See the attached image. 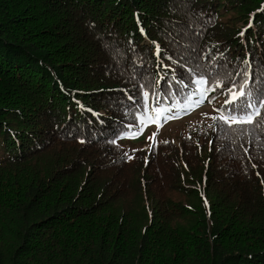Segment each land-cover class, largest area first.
I'll return each mask as SVG.
<instances>
[{
	"label": "trees",
	"instance_id": "trees-1",
	"mask_svg": "<svg viewBox=\"0 0 264 264\" xmlns=\"http://www.w3.org/2000/svg\"><path fill=\"white\" fill-rule=\"evenodd\" d=\"M244 71L264 0H0V264H264V126L212 119Z\"/></svg>",
	"mask_w": 264,
	"mask_h": 264
},
{
	"label": "snow or ice",
	"instance_id": "snow-or-ice-1",
	"mask_svg": "<svg viewBox=\"0 0 264 264\" xmlns=\"http://www.w3.org/2000/svg\"><path fill=\"white\" fill-rule=\"evenodd\" d=\"M250 26L251 24L249 25V27ZM141 31L143 32V29H141ZM241 35H243V32L241 33ZM157 51L159 52L158 46H157ZM245 63L247 64V61H245ZM237 75L243 76L245 79V83L239 86H234L233 88H228L227 94L230 98L226 99L224 101V104L229 105L230 107L226 110H223L222 115L220 117H212V119L214 120L219 119L222 121L224 125H229V126H231L232 124H239V125L255 124L257 127L264 126V119H258L262 116V110H264V89L253 90L247 88V80L249 79V76L246 71L237 73ZM180 83L182 85L181 91L183 90V88L188 86L186 84H183L182 81ZM193 83H196L198 85H206L208 84V81L202 77L199 80L193 81ZM217 86H219V83H217ZM210 90H214V89L205 87L200 92V98L193 101L192 105L199 106L201 103H203L204 93H207ZM169 95H175V94L169 93ZM143 97L146 102L148 98V93L147 92L143 93ZM184 99L187 100L188 97L186 96L184 97ZM192 105L178 104L177 102H173L172 108L177 110L173 111L171 115L164 116V119L165 120L179 119L181 113L187 114ZM153 111H155L156 115H161L163 112V110L159 108V105H157V107ZM223 112H226V114H223ZM131 135L132 137H135L136 135H138V132H134ZM155 135L156 134L154 133L153 137ZM165 143H167V141H165ZM129 159H131V157H129Z\"/></svg>",
	"mask_w": 264,
	"mask_h": 264
},
{
	"label": "rangeland",
	"instance_id": "rangeland-1",
	"mask_svg": "<svg viewBox=\"0 0 264 264\" xmlns=\"http://www.w3.org/2000/svg\"><path fill=\"white\" fill-rule=\"evenodd\" d=\"M240 25H242V23H240ZM155 128H156V125H149V126H148V123H147L144 127L138 129L136 132L140 133L139 136L141 135V137H145V136H146L145 140H147V139L149 138V133H151L152 130L155 129ZM176 131H177V130H176ZM157 132L160 133L159 130H157ZM174 132H175V131H174ZM146 133H147V134H146ZM139 136L136 137V138H134L133 141H136V142H137L138 139H139ZM177 140L180 141L179 138H177ZM179 141H178V142H179ZM141 143H142L141 140H139V141L136 143V145H137V144H141ZM179 144H180V142H179ZM147 146H148V145H147V143H146L143 147L145 148V147H147Z\"/></svg>",
	"mask_w": 264,
	"mask_h": 264
}]
</instances>
